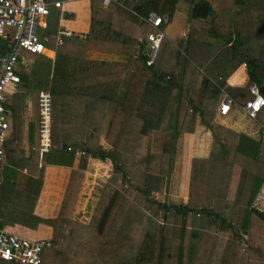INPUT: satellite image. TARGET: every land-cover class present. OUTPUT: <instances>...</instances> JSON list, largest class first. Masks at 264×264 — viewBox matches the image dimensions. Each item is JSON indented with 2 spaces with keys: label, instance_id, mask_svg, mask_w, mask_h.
I'll return each mask as SVG.
<instances>
[{
  "label": "trees",
  "instance_id": "16d2710c",
  "mask_svg": "<svg viewBox=\"0 0 264 264\" xmlns=\"http://www.w3.org/2000/svg\"><path fill=\"white\" fill-rule=\"evenodd\" d=\"M90 1L85 36H69L59 46L45 41L56 51L55 63L23 50L30 61L16 67L21 82L5 89L15 132L5 143L0 227L10 232L50 227L55 247L44 251L41 264H264V210L253 205L264 184L262 135L256 139L215 124L223 93L205 80L221 71L226 78L229 65L246 62L250 79L241 98L253 95L252 83L264 97V40L259 48L253 43L264 34V0H191L188 32L180 41L165 38L152 62L150 15L172 18L180 0H115L108 6ZM250 4L261 10L251 15ZM55 9L48 32L58 28ZM223 80L217 78L218 84ZM45 90L52 97L51 148L38 167L40 110L28 123L29 154L24 120L27 98ZM110 103L114 113L104 145ZM255 120L264 130V106ZM198 121L213 131L211 153L192 158L187 201L174 203L165 194L176 144L195 132ZM89 159L113 165L91 221L72 218L75 200L66 193L56 217L37 215L47 165L71 168L68 189L75 193ZM27 180L37 186L31 189ZM0 264L24 263L0 259Z\"/></svg>",
  "mask_w": 264,
  "mask_h": 264
},
{
  "label": "built area",
  "instance_id": "2783aa9c",
  "mask_svg": "<svg viewBox=\"0 0 264 264\" xmlns=\"http://www.w3.org/2000/svg\"><path fill=\"white\" fill-rule=\"evenodd\" d=\"M84 0H0V187L4 181V167L2 166L5 155V143L15 131L14 112L4 104V92L8 84L17 85L21 76L16 72V67L27 66L29 58L22 51L47 54L50 50L45 41H52L59 46L65 43V38L79 34L69 28H60L56 32H48L49 17L53 9L58 8L63 12L71 4ZM90 1V0H89ZM115 0H101L103 6H108ZM171 18L156 13L150 15V23L154 30L149 34L147 42L152 48L149 62L154 60L161 42L166 33L160 25L169 23ZM44 33V41L42 35ZM85 36V34H81ZM53 50L51 58L56 57ZM247 65L246 63H244ZM254 97L243 103V108L250 118H257L264 106V97L259 93L256 83L250 85ZM52 97L48 90L38 94V107L41 112L39 126L38 154L41 159L51 148L52 131ZM233 103V98L226 95L220 103V113L227 115ZM264 142V130L262 133ZM264 191V184H263ZM245 237H248L245 234ZM54 246L51 238H29L24 235L10 232L0 227V259L24 264H41L44 251Z\"/></svg>",
  "mask_w": 264,
  "mask_h": 264
},
{
  "label": "crops",
  "instance_id": "0c3cea01",
  "mask_svg": "<svg viewBox=\"0 0 264 264\" xmlns=\"http://www.w3.org/2000/svg\"><path fill=\"white\" fill-rule=\"evenodd\" d=\"M255 1H259V0H255ZM90 3H91V1L84 0V1H80V2L69 5L64 12L62 10L58 9V11L60 12V18H59V24H58L57 31L60 28H69V29H73L79 33L85 34L86 32H88V30L90 28V20H91ZM192 7L193 6L191 3V0H180L179 3L177 4L176 11L173 14L171 22L168 23V25H167V29L168 30L172 29L173 24L177 22L179 13H182L183 15L185 14L188 21H189V24H190V21H191L190 20V18H191V11L190 10H192ZM54 10H57V9H54ZM246 10H248L251 15H255L261 9L256 4H250L249 6H247ZM53 20L54 19H53L52 15H50V17H49V28H50ZM247 23L250 24V21H247ZM189 24H188V26H189ZM251 28L252 27H250V29ZM188 29H185L183 31V35H185L188 32ZM251 30H253V28ZM177 40H179V39H177ZM263 40H264V34L263 35L262 34L255 35L253 43H254V45H256L259 48L260 47L259 45H260V43H262ZM51 45H55V43L51 42ZM49 49L50 50L48 51V53L50 55L49 57H51V55L53 54L52 49H54V48L51 47ZM44 55L48 56L47 54H44ZM55 61H56V57H55L54 63H55ZM226 71H228V72L231 71V72H229V73H231L230 76L228 75L226 78H224L225 73L223 71H221V73L216 74L217 76H214L215 78L214 77H206L205 80H210L212 82L213 86L215 84L217 86L220 85V88H221L222 93H223V95H222L223 97L226 95H231L234 98V102L231 106V110L227 115L232 114L233 118L235 117L236 121L239 122L240 117L241 118L246 117V114H245L246 111L243 108V103L246 102L247 100H251L253 98V95H251V93L250 94L247 93L244 98H241V95H240V93L243 92L245 86L247 85V81L249 79V70H248L247 65L242 63V64L238 65V67H236V68H234V64L233 65L231 64L228 66ZM217 78H223L224 80L220 84H218ZM210 86H211L210 88H212V85H210ZM229 86H232V89H233L232 90L233 92L231 94L225 90V89H228ZM124 90H125V87L122 88V95H123ZM213 93H215V92L213 91ZM221 101L219 102V104L217 106V110H216L217 115L215 117V123H216L217 116L218 117L219 116H226V115H222L220 113L219 107H220ZM27 105L28 106L26 107V114H25V120H24V136H25V143H26V154H29L28 145H27L28 144V137H27V135H28V123L30 120L33 119V115L30 114L28 116V114H29L28 112H30L29 103ZM113 105H114L113 103H110L108 105L104 119H103V133L101 136V143L104 145L109 144L108 140L106 139V129L108 128V125H109V123L112 119L113 113H114ZM253 120H255V119H253ZM224 122H226V121L223 119V122L219 123L217 121V124L219 123V124H223L227 127H230V126H228L227 123H224ZM262 124H263V122H261L260 120L259 121L255 120V122H253V123L249 122L248 124H245L244 122H242L241 126L244 129L243 133H246L249 136L258 139L262 135V131H263V125ZM196 127H197L196 129L198 130L199 128H202L204 126L201 124H198V126L196 125ZM209 130H211V129H209ZM195 132H196V130H195ZM195 132L187 134V138H189L190 136L195 134ZM238 132H242V131H238ZM206 133H208V132H206ZM212 139L210 142V147H211ZM177 143H178V141H177ZM35 146H37V140H36ZM210 153H211V150L208 151V153L206 155H202L201 157H206ZM192 158H194V157H192ZM192 158H191V160H192ZM191 160H190V162H191ZM101 161H103V160H101ZM92 162L93 163H91V164L94 167H96L97 166L96 162H98V159H92ZM190 162H189L187 171L184 172V177L188 181V183L184 185L185 187L189 186ZM100 164H103V163H100ZM104 165L106 166V169L108 172L111 165L108 164V162L105 163ZM42 166H43V162H41V159H40L38 167H42ZM70 169L71 168L66 167V166L47 165V167L45 168L44 174H43V178H44L43 187L41 189V192L39 194L38 200H37V202L35 204V208H34V211L37 215L42 216L44 218H49L50 216H53L50 218H54L55 216L58 215L59 208L61 207L62 200H63L62 199L63 194L61 195L62 187L64 189L65 185L68 183ZM30 170H31V168H24L23 172L29 173ZM111 170H112V168H111ZM108 175L110 176V173ZM187 191H188V189H187ZM187 196H188V192H187ZM263 197H264V193L262 190V191H260L257 199L259 200V198H261L262 200H264ZM186 201H187V199H186ZM53 213L55 215H53ZM16 231L23 232L24 235L25 234L26 235H32V234L36 235V238H51V234H52L51 228L46 226V225H40L38 229L19 228V230H16Z\"/></svg>",
  "mask_w": 264,
  "mask_h": 264
},
{
  "label": "rangeland",
  "instance_id": "374dc122",
  "mask_svg": "<svg viewBox=\"0 0 264 264\" xmlns=\"http://www.w3.org/2000/svg\"><path fill=\"white\" fill-rule=\"evenodd\" d=\"M188 24H189V21L186 15L179 13L177 22L173 24L172 29L168 30L167 26L164 28L167 38H172L173 40L179 39V41L182 40V38H184L183 31L189 28ZM249 79H250V74H249ZM225 90L230 94L233 92L232 86H229V88ZM37 101H38L37 95L36 96L30 95L29 98H27V104L29 103V107H30V112H28L29 113L28 116L30 114L32 115L35 114L34 116L38 114L39 107H38ZM113 109H114V105H113ZM215 115H217V113H215ZM207 116L209 117L207 118V120H212L210 114H208ZM223 119L226 121L224 123H227L228 126H230L236 131H242V132H244V129L241 126L242 122H244L245 124H248L249 122L251 123L255 122V120L249 118L247 114H246V117H242V118L240 117L239 122L236 121L235 117L233 118L232 114L231 115L229 114L226 116H219V117L217 116L216 123H215V120H214V123L217 124V121L221 123L223 122ZM198 124L203 125L200 121H198L197 126ZM203 126L205 128L202 127V128H199L198 130L196 129L195 134H193L189 138H187V134L181 135L178 139V143L176 144V148H175L176 152H175L174 161L171 167L172 168L171 170L172 179H170L171 186H170V190H168V192L165 194L166 198L170 197V200L174 203H178L182 199H184L183 202H185L188 197L187 189L189 186L188 187L184 186L185 184L188 183L187 179L184 177V172L187 171L191 158L195 156L201 157L202 155H206L208 151L211 150L210 142H211V139L213 138V131L209 130L210 129L209 127L205 125ZM213 127H215V125ZM107 162L108 161L105 162V161H101V159L100 160L98 159V162H96L97 166L94 167L91 164L93 163L92 159H89V162L87 164V168L85 171L84 179L82 181V185H80L79 189L75 193H72V190L68 189V183L65 185L64 189L62 187V192H61V195L63 194L62 199L64 200L65 193H66L67 195L70 194L75 200L74 213L72 217L73 219L81 221L83 223H87V224L91 221L92 216L94 215V212L98 206V203L100 202L101 196L103 195V192L106 188L107 182L110 176L113 174V165L110 162H108V164H110L111 166H110L109 171L107 172L106 166L104 165ZM100 163H103V164H100ZM109 173H110V176L108 175ZM70 174H71V169L69 172V177H70ZM34 180H27L28 181L27 186H30L31 189H34L37 186V183H35L36 181L34 182ZM68 182H69V178H68ZM262 190L263 189H261V191ZM155 196L158 197L159 193L155 194ZM260 199L261 198H259L258 200L256 198L253 205L255 207L260 208L261 210H264V200L262 199L260 200ZM59 211H60V208H59ZM53 215L55 214L53 213ZM50 217H53V216H50ZM14 232H18V231L14 230ZM18 233H20L21 235H24L23 232H18ZM24 236H27L33 239L36 238V235H33V234L32 235L25 234ZM229 237L231 241L234 240V236L232 234H230Z\"/></svg>",
  "mask_w": 264,
  "mask_h": 264
},
{
  "label": "clouds",
  "instance_id": "9594fccd",
  "mask_svg": "<svg viewBox=\"0 0 264 264\" xmlns=\"http://www.w3.org/2000/svg\"><path fill=\"white\" fill-rule=\"evenodd\" d=\"M152 14V13H151ZM172 19V18H171ZM171 22V21H170ZM169 22V23H170ZM167 36V35H166ZM165 38H167V37H165ZM52 61H53V59H52ZM53 63H54V61H53ZM244 63H246V62H244ZM228 96H231V95H228ZM232 97V96H231ZM224 98H225V96L222 98V100H224ZM233 98V97H232ZM233 102H234V98H233ZM233 104V103H232Z\"/></svg>",
  "mask_w": 264,
  "mask_h": 264
}]
</instances>
